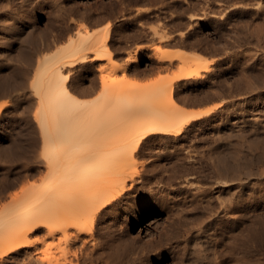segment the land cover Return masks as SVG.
<instances>
[{
  "label": "rangeland",
  "instance_id": "rangeland-1",
  "mask_svg": "<svg viewBox=\"0 0 264 264\" xmlns=\"http://www.w3.org/2000/svg\"><path fill=\"white\" fill-rule=\"evenodd\" d=\"M188 1H192L197 7L194 10H190V12L194 14L201 12L200 6L203 5V0H0V80L3 79L1 80L3 84L0 81V125H2L0 129H2L3 133L0 138V197H3L0 199V212L9 206L8 199L9 195L13 194L12 191L15 192L16 190L18 192L17 188H21L22 185L19 186V182L24 180L25 185L31 182H39L42 172L45 171L43 169V167L45 168L43 165L44 160L39 154V148L34 147L40 145L39 143L41 142V138L39 137L40 140L38 139L37 121L34 119L33 114L37 103V94L34 92L30 81L37 64L44 62L45 58L54 59L61 55L70 37H76L80 31L86 32L93 29L91 35H97L103 33L108 23H112L108 44L113 51V60L122 61L133 54L136 44L140 42L146 45L151 44L150 36L142 35L143 33H141L146 27L148 28L162 21L165 24L169 22L171 25L169 23L166 25L170 28V32L173 33L172 35L175 40L173 39L164 44L163 50L176 58L172 65L166 66L164 63H161L162 65L157 63L153 51L149 47H146L141 53V60L137 66L127 69L124 73L114 71L111 64L100 72L99 66L107 64L108 59L94 60L87 58L86 61L66 64L63 68L64 71L67 70L69 73V79L66 81L69 90L77 96L90 100L96 94V89H92L96 88L100 73H102L109 87L115 85V87L119 86L130 94H142L158 84L173 80L175 73L178 71L177 62L180 63L181 60H186L191 67L198 69L199 74L191 76L186 80H179L173 85V89L175 88L174 91H176L174 94L178 96H176L177 101L180 99L179 104L183 108H210L207 113L186 125L187 127L185 126L184 131L179 133L180 135L177 134L178 136L170 133H159L160 137L157 134H154L155 136L152 135V140L151 138L149 140L150 144L153 142L152 149L145 151L146 156L144 153L140 154L141 156L139 155L140 158L137 156L138 161L145 162L148 159L150 163L155 162L157 166L158 163L160 165L164 161L163 165H168L170 162V168L176 167L173 168V172H176L178 175L175 176L174 174V178L171 177L170 173L173 175V172L167 165V168H164L162 164L160 165L161 167L158 166L157 168L155 166L154 168H157V170L161 168L159 171L166 172L163 173L164 176L169 175L172 178L171 183L169 182L170 184L166 183V190L163 191L165 192L164 198L168 196L170 197L169 199L168 197L166 199L161 197V200L157 196L158 200H151L146 207L141 209L134 200L137 192H134V195L133 192L130 194L128 202H131L132 205L129 204L130 209L120 217V221L118 220V224L121 222L118 225V229H122L121 232L126 230L124 234L127 239L126 243L128 244L127 241L130 239L129 242L134 244V246L128 244V248L127 244H122L121 246L124 245L127 248L123 246L124 248L122 247L121 249L118 248L119 244L117 247L114 244L115 246H111L112 248L115 247L113 250L106 247V250L103 249L104 253L108 249L112 250L110 252L112 257H109L110 253L108 251L105 255L102 253V256H104H101L102 260L106 257L105 260L107 262L103 260L101 264H107L111 261L114 264L115 260L117 261H115V264H119L120 262V264H210L211 262V264H264V16L260 12V9V11L258 9H256L257 11L255 10L254 7L256 5H254V2L253 4L252 2L249 4V0H245L249 7L244 8V13L236 10L230 14L228 20L219 29L227 33L221 38L220 31L216 26L220 21L219 15L212 16V13H210L203 19L194 18V16L191 18L186 10V13L181 12ZM250 5L252 8H250ZM142 6L143 8L144 6L150 8V15L147 18L146 16L143 18L136 16L135 12L137 8L139 10ZM253 9L256 13H254ZM157 17L161 20L159 21ZM172 18H174L173 23L171 22ZM10 22L14 23L15 26ZM228 22L231 24L229 25ZM188 24H191L190 28L187 26ZM8 25L13 29H8ZM130 27H133L132 29L134 30L130 29ZM225 27H230L231 30L227 31ZM184 28L189 31V35L181 41L177 40L180 37L179 32L186 31ZM193 28L194 30H192ZM140 34L143 37L141 40H138L139 38L135 36H139ZM244 36L248 37V39H244ZM218 39L221 40L218 41ZM92 54V51L87 53L88 57H91ZM165 95L160 100H163V103H168V97ZM235 112H241L248 121L256 117L254 114H257V119L254 122L246 121L231 125L232 115ZM166 141H169V144ZM34 149L35 151L38 149V152H35ZM161 149L165 150L166 154ZM219 149L223 151V154L220 153L222 151ZM209 151L212 152L210 153ZM158 152H161V155ZM36 154L39 156H36ZM152 154H155V157ZM156 154L160 155L161 158L159 157L158 159ZM170 154L171 156H169ZM219 155V159L222 158V160L218 159ZM178 156L181 157L179 158ZM224 156L226 158H223ZM37 157L39 159L42 158V163H39ZM175 157L179 158L178 161L181 158H187L186 160L188 161L181 159L185 165L187 164L186 166L183 162H179L185 167L189 165L190 168L184 167L183 169L181 163L174 161L177 160ZM198 157L199 160H197ZM193 158L195 160L193 165L195 166L191 163ZM155 163H153V166L156 165ZM225 166L226 168L228 167L227 169H230L228 170L229 173L223 168ZM177 167L181 168L179 169L180 173ZM166 169H169L170 172L166 171ZM182 170H184V173ZM222 172L228 173L226 178L227 176L230 178L236 177L239 182L235 178L236 182L230 179L231 182L228 180L229 182L226 183L227 185L230 183L228 186L225 183L223 185V183H220V176H223ZM242 172L247 173L249 176L245 180L248 186L244 200L245 203L240 208L234 201L230 202L225 197L230 193L232 188L231 192L234 189H236L235 191L238 190L239 186L237 187L236 184H241L242 179L240 178L241 180H239L238 176L243 174ZM194 176L198 177L195 178ZM212 177L214 182L211 180ZM217 177L220 179L218 180ZM182 178L183 180L186 179L183 181ZM198 178L204 182L198 181ZM222 179H225V176ZM187 180L191 181V185L193 181V184L205 185V191L209 192L212 189L209 193L211 195L215 194L214 196L220 202L222 200L223 204L226 201L230 202L225 210V207L220 205L222 203L219 204L216 197L214 198V201L217 202L215 203L217 204V209H214L217 211H213L215 215H212L214 220L212 224L216 228H212L214 226L210 224L204 227L206 228L204 231L207 234V239H204V236L200 234H197V236L195 234V231H198V226L204 222L203 220L200 222L199 218H203L206 222L208 217L205 216L204 218L205 213L198 211L196 207L194 209L193 204L190 203V206L189 202H185L186 198L193 196L194 192L198 191V188L195 185L191 187L190 181L188 182ZM196 180L202 184H198ZM216 180L218 182H215ZM181 181L182 183H180ZM185 181L189 183L188 187L190 191H188V187L186 188L187 183ZM209 182L212 183L207 184ZM179 183L180 186H177ZM173 184H177V188ZM181 184H185L186 186ZM25 185H23V188ZM208 187H211L210 190ZM191 190L197 191L192 192ZM7 192L8 194H6ZM131 195L133 196L131 197ZM181 195H185L184 198ZM222 195L226 196L221 198L223 197ZM228 196L227 199L229 198ZM177 198L182 203L185 202V205H182L185 212L183 211V207L179 206L180 210L174 204V201H179ZM131 199L133 200L131 201ZM187 204L190 210H186ZM176 206L178 208L175 209ZM177 209L182 211L183 214ZM180 215L182 216L180 217ZM217 217L219 218L216 219ZM190 225H194L193 228ZM45 229L42 227L31 234L32 236L29 235L28 238L32 240L30 241L31 244L26 245L27 247L18 248L13 253L11 252L14 257L9 262H2L6 256L0 255V264H14V262L16 264H24L23 260L27 261L30 259L27 254L29 256L31 254V257L32 255L44 257L45 260L42 259L43 261L40 264H43V262L47 264L49 261H46V258H49L54 253V256L56 253L59 254L55 257H58L56 259L59 261L62 260L63 264H88L87 261L79 259L77 261L75 257L72 258V254L69 255L70 259L61 258L63 256L60 257L61 251L58 250V247L59 245L62 247L63 243L61 242V244L57 241V236H51ZM188 230L190 231L188 232ZM38 231L41 232L42 236ZM175 232L183 235L179 234V237L177 233V237ZM47 235L48 237L46 238ZM210 235L214 237L211 238ZM212 240L215 242H211ZM199 241L202 242L200 243ZM57 242L60 244L58 245ZM175 242L181 244L177 246ZM199 245H201L202 249V246H208L206 247L208 250L205 247L202 250ZM213 246H215L214 249ZM42 247L45 248V252L37 249H42ZM138 248L139 252L140 250L142 251L138 252L137 255ZM36 250L38 252H35ZM115 250H117V256H121L120 254H124V252L126 254V251L129 252L130 255L128 253L124 254L129 258L125 259V256H121L123 261L116 255L113 258L112 252L114 253ZM119 250L121 251L120 254ZM202 251L205 253H199V255L198 252ZM211 251L213 252L211 253ZM132 253L133 255H131ZM40 254L41 256H38ZM204 254L209 257H207L209 260L211 255H213V261L212 258L211 262L203 261L206 257L203 259L199 256L202 255L203 257ZM34 256L32 259L36 258ZM51 256L50 258H53ZM50 258L49 260L52 264L54 258ZM110 258L112 259L108 262ZM197 258H200V260L198 261ZM124 259L126 261L129 260V262H124ZM69 261L73 263H69ZM81 261L84 262L81 263Z\"/></svg>",
  "mask_w": 264,
  "mask_h": 264
},
{
  "label": "bare ground",
  "instance_id": "bare-ground-1",
  "mask_svg": "<svg viewBox=\"0 0 264 264\" xmlns=\"http://www.w3.org/2000/svg\"><path fill=\"white\" fill-rule=\"evenodd\" d=\"M203 1H204L203 5L200 6V11H201L200 13L194 14L193 12H190V10H192V9L194 10L195 8H197L196 4L193 3L192 1H188V3H186V5L183 7V11L181 10V12L186 13L185 12V10H186L187 13H189V15L191 16V18H192V16H194V18L198 17L200 19H203L205 16L209 15L210 13H212V16H215L217 14V15H219V18H220V21L216 25L218 30L221 29L220 27L222 26V24L225 21L228 20L230 14L232 12L238 10V11H241L242 13H244V11H245L244 8L249 7L247 1H245V0H203ZM248 2H249V4L251 2L253 4V2H254V5H256L254 7L255 10L260 9L261 11L260 10L259 11L264 16V0H253V1L249 0ZM251 5H250V8L253 7V5H252V7H251ZM255 10H254V13H256ZM149 11H150V8L148 6H144V8L142 6V8H140L139 10L137 8L135 13H136V16H139L142 18L146 16V18H147L148 15H150ZM241 15H239V16H241ZM177 16H178V14H177ZM190 16H188V17H190ZM160 18H161V16H160ZM174 18H172V21H171L172 23H173ZM158 20H159V18H158ZM188 20H190V19H188ZM239 20H241V19H239ZM168 23H166V24H168ZM166 24L163 23V21H162L160 23L158 22V24H156V25H153V26L151 25L148 28L146 27V29L143 28L144 30L141 33H143L142 35H149L150 36L149 38L151 40V44L146 45L143 42L136 44L135 48L133 50V54L129 57H126L122 61H114L113 60V57H112L113 51L108 44V39L110 37V35H109L110 30H112V23H108L106 25L103 33H100L97 35H91L93 32V29L87 30L86 32L80 31L76 37H72V38L70 37V39L67 41L66 46L63 48L64 52L61 55H59L58 57H56L54 59H51V58L46 59L45 58L44 62L37 64L36 68L34 67L35 71L33 73L32 80H30V81H31V85L34 88V92L37 94V99H36L37 103H36L34 110H33L34 113L33 112L32 113L34 114V119L37 121V129H38L37 133L39 134V136L37 135L38 139H39V137L41 138V142L39 141L40 145L37 144L39 147L38 146H34V147L39 148V154L42 156V158L44 160L43 165L45 166V168L43 167V169H45V171L42 170L44 172H42V174L40 173L41 178H40L39 182H34V183L31 182V183H28V185L24 184V182H25L24 180H22V182H19V186L22 185L21 188L20 187L17 188L18 192H16L15 189H14L15 192L12 191L13 194L9 195L10 197L8 199L9 200V206L5 207L0 212V255L3 254V256L4 255L6 256L5 259L2 260V262L5 263V262H9L10 260H12L14 257L12 253L16 249L21 248V247H25L26 245L31 244L30 241H32V240H31V238L30 239L28 238L29 235L33 234L35 231L44 227V228H46L45 230H47V232L51 236H55V237L57 236V239H58L57 241H59L60 243L61 242L63 243V245H61L62 247H60V245H59L60 243L57 242L59 247H60V248L58 247V250L61 251L60 257L63 256L61 258H63V259L69 258L70 259L71 257L69 255L72 254V258L75 257L76 260L77 259L84 260V261H87L88 264H101V262L103 260L106 261L105 260L106 257L102 260V257H104V256H102V253H104V250H106L107 248H112L111 247L112 245L113 246L116 245V247H117L118 244L120 245V246L118 245V248L122 249V247L124 245L123 246H121V245L127 244L126 243L127 239L125 238V235H124L126 230H124V232H121L122 229L121 230L118 229L119 228L118 225L121 223L120 222L118 224V220L120 219V217H122V215H124L126 213V211L128 209H130L129 204H131V202L130 203L128 202L129 198H130V194L133 192V195H134V192H137L134 200L136 201L137 205L141 209L143 207H146L151 202V200L157 199V196L160 199H161V197L164 198L165 192H163V191L166 190L165 189L167 187L166 183H169V182L171 183V181H172L171 177L174 178V174H175V176L178 175L176 172L175 173L173 172V168H176V167H174L172 165L173 167L170 168V166H169L170 162L168 163V165L167 164L163 165V163H165V161L163 162V160H162L163 163H161V162L160 163L164 166V168L167 165L168 168L171 169V171L173 172V175H171L172 173H170L171 177L169 175L164 176L163 173H166V172L159 171V170H161V168L157 170L158 166H160L161 164L159 165V163H158V166H157V164L155 162H153L156 164L153 166V163L152 162L150 163L149 162L150 160H148V159H147L148 162H146L147 160L145 158H144L146 160L145 162L144 161L140 162L137 160V158H138L137 156H139L142 153H144V155L146 156L145 151L152 149L153 142H152V144L149 143V140H150L152 135L157 134V136L160 137L159 135L161 133H170V134H173L176 136L177 134L184 131L183 129L185 128V126L190 124L192 120H194V119L196 120V118H199L200 116H202L203 114L207 113L210 110V108H195V109L194 108H183L179 104L180 99H179V101H177L178 96L176 95L177 96L176 97L174 94V92L176 93V91H174L175 88L173 89V87H174L173 85L176 84V82L179 80H184V79L186 80L191 76H197L199 74L198 69L191 67L187 63L186 60H181L180 63L177 62L178 63L177 64L178 65V71L175 73L173 80H171L167 83L158 84L154 88L146 90L142 94H130L125 89H123L119 86L115 87V85H112L113 87L112 86L109 87L107 85L108 83L105 82V79H104L102 73H100L96 88L92 87L93 88L92 90L96 89V91H95L96 94L93 96L92 99L86 100L83 97L75 95L74 93H72L69 90V88L66 85V81L69 79V73L67 70H65V71H67V72H65L63 70V68L65 67L66 64L69 65L71 63L86 61L87 58L88 59H94V60L108 59L107 64L99 66L98 69L100 72L105 67H107L111 64L112 69H114V71H121L122 73H124L125 71H127V69L137 66V64L141 60V53L143 52V50L146 47H149L153 51V53L155 55V59L157 60V63H160V64L164 63V64H166V66L172 65L174 59H176V58L173 55L167 53L165 50H163L164 49L163 45L174 39V36L172 35L173 33L170 32L171 30H170V28H168V26ZM191 24H192V22H191ZM191 24H188L187 26L189 27ZM228 24L230 25L231 23L228 22ZM225 25H227V24H225ZM14 26H15V24H14ZM230 27H225V30H227V31L231 30ZM7 28L10 29L12 27H10V25H8ZM17 28H18V26H17ZM132 28L133 27H130V29H132ZM137 28H139V27H137ZM223 28H224V26H223ZM132 30H134V29H132ZM192 30H194V28ZM237 30H238V28H237ZM223 31H220V37L221 38L223 37L224 34H227L226 31H224V32ZM188 32L189 31H187V30L184 32H179L180 37L177 40L181 41L183 38L187 37L189 35ZM176 33H178V32H176ZM192 33H193V31H192ZM135 37L139 38L138 40H141V38L143 36L141 37V34H140L139 36H135ZM175 38H176V36H175ZM244 39H248V37L244 36ZM219 40H221V39H218V41ZM240 40H241V38H240ZM90 51H92L93 54L91 57L90 56L88 57L87 53ZM0 56H1V54H0ZM29 78H31V77H29ZM1 80H3V79H1ZM1 84H3V81H1ZM163 95L168 97V103L164 102L165 103L164 104L163 100H160V99H163L162 98ZM254 116H256V117L251 118L248 121V119L245 118V116L241 112H238V113L235 112V114L232 115V120L230 123H231V125H234V124H239L240 122H246V121L254 122L257 119V114H254ZM1 126L2 125H0V127ZM2 134H3L2 129H0V138L2 137ZM165 135H167V134H165ZM151 140H152V138H151ZM171 143H172V141H171ZM165 145H166V143H165ZM176 147L178 148V146H176ZM157 148H158V146H157ZM215 148H217V147H215ZM174 149H176V148H174ZM217 149H215V150H217ZM155 150H157V149H155ZM161 150L163 151V149H161ZM219 150L222 151L221 149H219ZM34 151H35V149H34ZM36 151L38 152V149H36ZM174 151H176V150H174ZM149 152H151V151H149ZM161 152L160 153L158 152V153L161 155ZM164 153L166 154V152H164ZM169 153H171V152L169 151ZM178 153H180V152L178 151ZM215 153H216V151H215ZM220 153L223 154V151ZM37 154H36V156H39ZM152 155H150V156H152ZM160 155L159 156L157 155L158 159H159ZM140 156H139V158H140ZM153 156L155 157V154ZM169 156H171V154ZM42 158H40L41 160L38 158L39 163H42ZM146 158H149V157H146ZM169 158H172V157H169ZM175 158H177V157H175ZM179 158H177V160H174V161H178ZM219 158H220V155L218 156V159ZM223 158H226V157L224 156ZM181 159L179 161H181ZM186 159L183 158L182 160L184 161ZM195 159H197V158H195ZM197 160H199V157ZM219 160H222V158ZM179 161L177 163L183 162V161H181V162H179ZM186 161H188V160H186ZM189 161H190V159H189ZM167 162H168V160H167ZM171 162H173V160H171ZM194 162H195V160L193 158V160L191 162L192 165ZM174 163L176 164V162H174ZM185 163H187V162H185ZM196 163H198V162H196ZM183 164H184V162H183ZM183 164L181 163V167L184 169V167L187 164L186 165L184 164L185 166H183ZM198 165H200V164L198 163ZM227 165H228V163H227ZM155 166H157L156 169H154ZM178 166H180V164H178ZM193 166H195V165H193ZM226 166L223 168L225 170H227L226 172L229 173L228 170H230V169H227L228 167L226 168ZM151 167H152V169H151ZM188 167H189V165L185 168H188ZM164 168H162V169H164ZM177 168H178V170L181 169L179 167H177ZM197 168H198V166H197ZM223 168H222V170H223ZM230 168H232V167H230ZM169 169L168 170L166 169V171H169ZM192 169H190V170H192ZM183 171L184 170H182V172ZM169 172H168V174H169ZM180 172L181 171L179 170V173ZM226 172H222L223 176H225V179H222L223 176H220L221 182L220 181L219 182L223 183V185H224V183L226 184L227 182H229L230 179H233L235 181V178H236V177L230 178L229 176H227V178H226V175L228 174V173L226 174ZM242 173L243 174L240 175L242 177L238 176L239 180L242 179L241 184L238 183L239 181L236 178V180L238 181L237 183L239 184V185L236 184L237 187L239 186L238 190L235 191L236 189H234L233 191H235V192L232 191L233 192L232 193L231 192V190L233 189L232 188L230 190V193L228 194L229 196L227 195L229 197L228 199H227L226 195H222L223 197H221V198H224V196H226L225 197L226 200H229L230 202L234 201L235 204H237L238 207H240V208H242V206L245 203L244 200H245V197L247 194L246 190L248 187L245 183L246 182L245 180L249 176L245 172H242ZM179 176H180V174H179ZM181 177H182V175H181ZM181 177H180V179H181ZM197 177H195V178H197ZM199 178L197 180L202 181ZM178 179H179V177H178ZM212 179H213V177L211 178V180ZM219 179L220 178H218V180ZM182 180H183V178H182ZM197 180H196V182L198 183ZM211 180H209V181H211ZM174 181H175V179H174ZM17 182H15V183H17ZM188 182H186L187 186L185 184H181V185H183V186L185 185L187 188L189 183L191 185V181L189 183ZM193 182H192L191 187H193V185H195L198 188L197 189L198 191L194 190V191H197V192H194L191 190L192 192H194V195L191 196V194H190L191 197L186 198L185 202L187 201V203L189 202V204L190 203L193 204L192 205L193 208L196 207L198 209V211L205 213L204 218H205V216L208 217V219H206V222L203 218L202 219L199 218L200 222H202L201 220H203L204 222L201 224L199 223L200 226L197 225L198 231H195L196 236H197V234H200L201 236H204V239H205L207 234L204 231V230H206V228H204V227H207L209 224L214 226V224H212V222L214 221L212 218V215L214 216L215 215L214 212L217 211L216 210L217 204H215L217 202L214 201V198L216 196H214L215 194L211 195L209 193L212 190V189L210 190L211 187L210 188L208 187L210 190L208 192V191H205L206 190L205 185L200 186V185H197L196 183L193 184ZM203 182L204 181H202V183ZM212 182H214V181L212 180ZM215 182H218V181L216 180ZM20 183H23V184H20ZM180 183H182V181ZM180 183H179V185H177V184L176 185L180 186ZM202 183H200V184H202ZM211 183L209 182L207 184H211ZM13 184H14V182H13ZM10 185H9V187H10ZM23 185H25L24 188H23ZM176 185H174V186H176ZM215 185L217 186L216 183H215ZM177 186H176V188H177ZM6 187H7V185H6ZM16 187H18V185H16ZM170 187H172V186H170ZM170 187H168V188L170 189ZM12 188H14V187H12ZM173 189H175V188H173ZM190 189H192V188H190ZM183 191H185V190H183ZM188 191H190L189 187H188ZM188 191H187V193H188ZM181 192H182V190H181ZM9 193H11V192L9 191ZM185 193H183V194H185ZM6 194H8V192ZM133 195H131V197ZM170 195H172V194H170ZM181 196H183V195H181ZM184 196L182 198H184ZM220 196H221V194H220ZM1 197H0V199H1ZM165 197H166V195H165ZM166 198H164V199H166ZM169 198L170 197H168V199ZM177 199L179 200V198H177ZM132 200L133 199H131V201ZM173 200H175V199L173 198ZM216 200H218L219 204L222 203L220 205H222V207H225V210H226V207H228L230 204V202H227L225 199H223L224 201H226V202H224V204H223V201L221 200V202H220V200L217 199V197H216ZM171 202H173V201H171ZM180 202H181L180 200L174 201V204H176L178 207L179 206L183 207L182 205L185 202H183V203L182 202L180 203ZM160 203H163V202H160ZM160 203H159V205H160ZM170 204H173V203H170ZM191 204H190V206H191ZM157 205H158V203H157ZM177 206L175 207V209L178 208ZM214 208H216V209H214ZM179 209L181 210L180 207H179ZM179 209H177V210H179ZM183 209H184V207H183ZM186 210H190L188 208V204L186 206ZM183 211L185 212V209ZM220 211H221V209H220ZM181 212L182 211H180V213ZM182 214H183V212H182ZM181 216L182 215H180V217ZM218 216H220V215L218 214ZM218 218L219 217H217L216 219H218ZM193 226L194 225H192V226L190 225V227H192V228H193ZM212 228L215 229L216 227L214 226ZM183 229L185 230V228H183ZM186 229H187V227H186ZM41 230H43V229H41ZM196 230H197V228H196ZM177 231H178V228H177ZM189 231L190 230H188V232ZM180 232H182V231H180ZM209 232H211V231H209ZM39 233L41 235V232H39ZM175 233L177 236L178 232H175ZM179 234L180 233H178V235ZM186 234H187V232H186ZM193 234H194V232H193ZM180 235L182 236L183 234H180ZM180 235H179V237H180ZM43 236L45 237V235H43ZM210 236H211V238L214 237V236L212 237V235H210ZM210 236H209V239H210ZM47 237H48V235L46 236V238ZM186 238H188V237H186ZM54 240L56 241V239H54ZM54 240H52V241H54ZM128 240L130 241V239H128ZM175 240H177V239L175 238ZM184 240L186 241V239H184ZM199 240H200V238H199ZM213 240H215V239H213ZM213 240L211 242H215ZM129 241H127L128 244L129 245L132 244ZM196 243H197V241H196ZM54 244H55V242H54ZM128 244L126 245L127 247H128ZM178 244H177V246H178ZM186 244H187V242H186ZM207 244H209V243H207ZM132 245L134 246V244H132ZM137 245H139V244H137ZM174 246H175V244H174ZM188 246H189V244H188ZM200 246L201 245H199V247ZM127 247H125V248H127ZM202 247L204 249V247L206 248L208 246L204 245ZM214 247L215 246H213V249H214ZM211 248H212V246H211ZM37 249L41 250V252H43L45 250V248H43V247H42V249H39V248H37ZM113 249H115V247L112 248V250ZM130 249H132V248H130ZM140 249H142V248H140ZM181 249H179V250L182 251ZM185 249H187V248H185ZM185 249H183V250L185 251ZM112 250L108 249L107 251L110 253ZM125 250H127V249H125ZM136 250H137V248H136ZM107 251H105V253ZM116 251L117 250H115L114 253L112 252L113 258H115L114 256L115 255L117 256V254H118V253H116ZM129 251L131 252V250H129ZM134 251H135V249H134ZM134 251H133V253H134ZM141 251L142 250H140V252ZM213 251H211V253ZM35 252H38V251L36 250ZM138 252H139V248L137 251V255H138ZM203 252L204 251L198 252V254L203 253ZM10 253H11V255H10ZM105 253H104V255H105ZM120 253H121V251L119 252V254ZM127 253L130 255V253L126 251V254ZM133 253L131 255H133ZM26 254H27V252H26ZM54 254L52 256L51 255L50 256L54 258L58 253H56L55 256H54ZM124 254H125V252H124ZM124 254H120V255L124 257L126 255V254L125 255ZM142 254H143V252H142ZM27 255L30 259L27 261L23 260L22 262L24 264H40V262L43 261L42 259L45 260L44 257L43 258L37 257V255L36 256L32 255V257H31V254H30V256H29V254H27ZM109 255H108L109 257H112L111 253ZM33 256L36 258L32 259ZM38 256H41V254ZM50 256H49V258H50ZM121 256H119L120 259H121ZM212 256L213 255H211L210 260H211ZM28 257H27V259H28ZM199 257H201L203 259H205V257H206V259H207L208 256H205V254H204L203 257H202V255ZM49 258L48 257L46 258V261H49V262H47V264L48 263L51 264ZM53 258H50V259H53ZM56 258H58V257L54 258L52 264H63L62 260L59 261ZM61 258H59V259H61ZM127 258H129V257L125 256V259H127ZM107 259H108V257H107ZM111 259L112 258H110L108 262H110ZM125 259H124V262H129V260L126 261ZM133 259H135V258H133ZM206 259L203 261H210L209 259H207V260ZM76 260H75V263H76ZM113 260H115V259H113ZM118 260H119V258H118ZM197 260L199 261L200 258H197ZM84 261H81V263H83ZM115 261H114V264L117 262V261L116 262ZM121 261H123V260L121 259ZM212 261H213V258H212ZM111 262H113V261H111ZM44 263L45 262H43V264ZM69 263H73V262L69 261ZM110 263H107V264H110ZM14 264H16V262H14ZM19 264H22V263H19ZM203 264H207V263H203Z\"/></svg>",
  "mask_w": 264,
  "mask_h": 264
}]
</instances>
